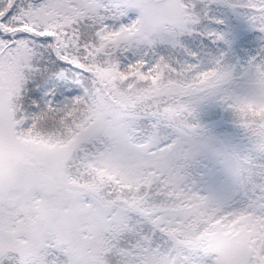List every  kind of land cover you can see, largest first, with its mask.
<instances>
[{"label": "snow or ice", "instance_id": "6c2138e0", "mask_svg": "<svg viewBox=\"0 0 264 264\" xmlns=\"http://www.w3.org/2000/svg\"><path fill=\"white\" fill-rule=\"evenodd\" d=\"M0 264H264V0H0Z\"/></svg>", "mask_w": 264, "mask_h": 264}]
</instances>
